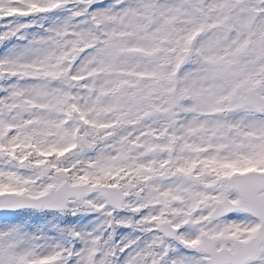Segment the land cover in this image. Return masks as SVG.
<instances>
[{
	"label": "snow or ice",
	"instance_id": "6c2138e0",
	"mask_svg": "<svg viewBox=\"0 0 264 264\" xmlns=\"http://www.w3.org/2000/svg\"><path fill=\"white\" fill-rule=\"evenodd\" d=\"M0 264H264V0H0Z\"/></svg>",
	"mask_w": 264,
	"mask_h": 264
}]
</instances>
